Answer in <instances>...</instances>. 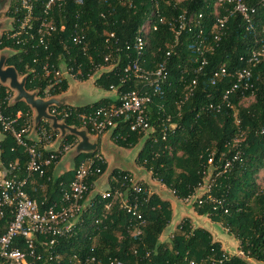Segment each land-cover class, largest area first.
<instances>
[{"label": "trees", "instance_id": "trees-1", "mask_svg": "<svg viewBox=\"0 0 264 264\" xmlns=\"http://www.w3.org/2000/svg\"><path fill=\"white\" fill-rule=\"evenodd\" d=\"M244 1L254 8L251 24H245L238 14H231L226 34L206 54L207 64L197 72L199 42H213L209 33L215 18L230 14V7L217 4V0H78L67 4L64 10L50 13L49 22L56 31L46 50L33 41L17 44L7 38L17 29L23 16V12H15L19 0H11L4 13L11 28L0 33V52H12L6 66H13L20 77L26 76V90H37L42 98L46 97L47 84L42 66L47 61L55 68L61 65L73 68L71 74L81 82L89 80V75L97 68L116 63L111 71L100 73L94 81L95 86L105 92L110 91V86L118 87V91L139 89L142 84L132 81L121 85L123 70L136 58L133 39L140 26L147 18L159 21L156 31L144 34L146 47L140 58L143 69L153 70L164 65L168 72L158 92L154 94L152 88L143 89L152 96L147 107L150 130L133 132L130 130L132 118L123 117L116 120L111 141L124 150L142 144L136 166L146 169L152 181L171 191L180 201L196 195L210 175L215 181L209 192L200 198L201 203H195L193 211L219 224L238 243V253L230 254L223 244L213 240L208 230L195 227L186 216L177 223L171 236L161 241L171 223L173 205L151 193L142 181L140 193L130 195L137 198L145 221L141 234L135 235L136 225L120 208L119 201L113 199L116 190L125 193L122 178L131 173L116 170L105 189L111 196L107 199L98 194L94 196L83 210L74 236L60 241L58 252L64 258L62 264H78L79 259L82 264H89L85 259L92 257L95 264H251V261L264 264V59L254 67L248 60L254 50L264 48V6L259 0ZM36 11L42 14L40 6ZM181 16L185 27L176 40L175 31L179 29ZM61 25L63 30H60ZM75 25L82 29L85 50L84 45L75 46L70 40L71 35H75ZM110 33L115 39L109 37ZM127 44L131 46L129 50H126ZM107 49H118L112 52L109 63L104 62ZM222 65L230 76L213 79L214 72ZM242 69L251 70L249 86L235 89L228 97V106L222 96L233 84L234 72ZM193 79L197 80V85L189 95ZM68 87V80L63 79L60 88L50 90L49 94L59 96ZM13 95L6 85L0 84L2 113L16 120L13 126L20 130L32 125L33 112L24 102L10 105ZM112 102L105 97L90 106L96 109ZM210 104L222 107L209 109ZM91 108L71 107L74 112ZM56 116L61 119L60 115ZM65 122L83 127L75 118L68 117ZM40 128H45L55 138L58 135L46 121L39 123L37 129ZM87 130L94 135L89 127ZM0 134V163L5 167L17 163L14 172L19 179L24 178L28 157L23 147L4 131L1 123ZM28 135L23 136L24 140L29 145L34 144ZM76 142L75 136L67 135L63 144L74 146ZM37 151L42 159L55 154L53 149H45L41 144H37ZM99 153L81 154L72 168L60 175L55 174V168L63 155L56 153V159L46 168L43 177L37 174L29 177L25 186L29 198L35 200L40 209L58 204L78 165ZM236 154L238 159L230 168L215 177L224 163ZM210 157L213 163L208 165ZM107 165L106 160L98 163L100 172L88 178L85 200ZM207 182L211 184V180ZM106 204H109L107 209Z\"/></svg>", "mask_w": 264, "mask_h": 264}, {"label": "built area", "instance_id": "built-area-1", "mask_svg": "<svg viewBox=\"0 0 264 264\" xmlns=\"http://www.w3.org/2000/svg\"><path fill=\"white\" fill-rule=\"evenodd\" d=\"M78 0H19V7L15 10L16 13L23 12V16L17 26V29L11 34L7 35L10 40L19 43H26L33 41L42 46L45 50L48 48L49 39L56 31V27L49 22L50 13L54 10L60 11L66 8L69 3H74ZM261 6H264V0H259ZM217 4L226 5L230 7L229 15H221L215 18L213 25L210 28V35L213 42L204 43V40L199 42L197 48V55L200 64L197 67V72H200L207 64L206 54L213 50L226 34L227 26L229 24V17L231 14H238L245 24H251L254 8L246 4L244 0H217ZM40 6L42 14L40 15L36 9ZM103 16V15H102ZM37 21V22H36ZM161 21V19H160ZM157 20L151 21L147 18L146 21L140 26V31L133 39V49L136 52V58L128 62L123 70L124 77L121 79V85L128 82L142 84L139 89H132L128 91H118V87L110 86V92L114 95V100L109 105L100 106L96 109L91 108L89 111L74 112L70 106L62 108L51 107L49 112L52 115H60L64 120L68 117L75 118L81 123L82 128H88L95 137H103L108 131L117 126V121L123 117H131L130 124L131 131H138L147 133L150 130L147 107L151 103L152 96L144 88H152L153 93L158 92L159 86L165 83L168 77L164 65L157 69L147 70L140 66V58L143 56L146 47L145 33L148 31H156L158 28ZM179 29H176V40L181 33V29L185 27L184 17L178 18ZM64 26H60L63 30ZM75 35H71L70 40L75 46H83L85 37L82 34V29L77 25L74 26ZM24 37L23 40L20 38ZM109 37L114 38V34L110 33ZM127 44L126 50L130 49ZM64 49L67 50L66 45ZM86 49L84 45L83 50ZM108 54L104 58L105 63H109L112 59V52L118 49H107ZM261 59H264V48L254 50L251 53L249 60L252 67L258 64ZM112 63L107 67L97 68V70L89 75V80H92L96 74L108 72L114 69ZM43 75L47 78L45 86L46 97H52L50 90L60 88L63 79L71 76L77 80L76 75L71 74L73 68L61 65L55 68L49 61L45 62L42 66ZM80 73V72H79ZM228 74L225 65H222L219 70L214 72L213 79L227 78ZM251 77L250 69L236 70L233 74L234 82L230 88L222 96L223 102L227 103L228 97L235 89L240 86L248 88V80ZM197 85V80L191 81L189 95L194 92ZM229 106V103H227ZM222 105L210 104L209 109L220 110ZM20 113L17 114V117ZM168 120V119H167ZM16 120H11L5 117L1 110L0 105V123L4 131L9 132L16 142L23 147L25 154L28 157L26 166V176L19 179L14 172L16 164H10L5 167L0 163V264H62L64 261L63 256L58 252V247L62 239H69L74 236L76 224L81 221L80 216L89 204L88 199L85 200V195L88 191L87 180L90 176L100 172L98 163L106 160L104 156L99 153L94 158H87L82 161L74 175L73 180L70 182L68 189L62 192L61 200L57 204H53L44 209H40L39 204L29 198L25 191V186L29 177L37 174L43 177L46 173V168L50 165L52 160L56 159L57 155H64L72 147V144H61V147L54 150L55 154H51L48 158L42 159L37 151V144H41L45 149L51 148L55 143V136L48 132L45 128L36 129L32 139L34 144H28L24 140V135L32 134V125H26L20 130L14 128ZM28 135V136H29ZM29 137V138H30ZM238 159V154L233 158L227 160L222 168V171L217 172L215 177L225 173L231 166L232 162ZM208 165L213 163L212 157L208 159ZM208 180H211L198 189L201 191L197 201L201 203L200 198L206 195L212 183L215 181L208 175ZM121 184L125 187V193L122 194L119 190L113 193V199L118 200L120 208L130 216L133 223L136 225L134 234L140 235L145 221L142 218L139 210V205L136 197H130L132 193L138 194L141 191L139 183L134 184V176L126 175ZM131 192V193H130ZM130 193V194H128ZM102 199H107L111 193L104 190L98 194ZM194 197V195L192 196ZM191 197V198H192ZM190 199L183 201L188 204ZM212 200V199H211ZM196 201V202H197ZM214 201V200H213ZM219 202V201H215ZM109 208V204L105 205ZM76 258V256H74ZM95 258H86L85 263L95 264ZM82 260H78V264H82Z\"/></svg>", "mask_w": 264, "mask_h": 264}, {"label": "water", "instance_id": "water-1", "mask_svg": "<svg viewBox=\"0 0 264 264\" xmlns=\"http://www.w3.org/2000/svg\"><path fill=\"white\" fill-rule=\"evenodd\" d=\"M11 0H0V15L7 11ZM11 28L10 20H0V33L7 31ZM12 55L10 50H2L0 52V84L6 85L12 92L13 97L10 100V105H14L19 102H24L29 106L33 112L32 117V136L34 135L39 123L46 121L49 123V127L53 132H57V138L53 145L54 149L61 146L67 135H72L77 138V143L65 154L63 157L64 162L74 163L75 160L81 154H93L99 151L105 159L109 160L106 171L96 182V190L90 200L107 189L109 180L116 170L121 172L131 173L134 176L133 183L136 184L140 181L144 182L151 193H155L162 200L170 201L173 204V221L178 222L184 215L193 221V224L197 228H203L208 230L213 237L214 241L223 244V247L229 249L228 241L222 237L224 234L223 228L210 220L205 216H198L194 213V205L201 193L198 191L194 197L191 198L188 204L177 199L174 194L168 189L162 188L160 184H156L152 181L149 172L144 168L136 166V160L142 149V144L137 145L131 149V153L125 156V150L113 144L110 140L112 137L113 129L108 131L101 140L92 138L86 128H79L77 126L68 125L64 120H58L55 115L49 112V108L56 107L62 108L70 106L74 108H81L89 106L91 104H82L80 99L78 88L79 83L73 82L71 76H67L69 83L68 92L56 97L42 98L39 96L37 90L27 91L25 88L26 76L20 77L16 69L13 66H6V61ZM96 75H100L96 74ZM96 75L94 77H96ZM98 77L94 78L96 81ZM92 83L94 81L87 80Z\"/></svg>", "mask_w": 264, "mask_h": 264}, {"label": "rangeland", "instance_id": "rangeland-1", "mask_svg": "<svg viewBox=\"0 0 264 264\" xmlns=\"http://www.w3.org/2000/svg\"><path fill=\"white\" fill-rule=\"evenodd\" d=\"M5 13V12H4ZM2 13L0 15V20H5V19H8L6 17V15ZM99 75H96V77H98ZM96 77H93L92 81H94V78ZM73 82H76V83H79L81 85H79V88H78V92L80 93L79 96H80V99L82 100V104H93L94 102H97L99 101L100 99L102 98H105L108 93L105 92V91H102V90H99L94 83L90 82V81H85V82H81V81H78V80H74L73 79ZM70 88V87H68ZM68 92V90H67ZM14 94V92H13ZM49 98V97H48ZM90 134V133H89ZM90 136L92 138H97L95 136H93L92 134H90ZM0 138H1V134H0ZM31 138L32 139H35V137L32 136L31 134ZM103 137L100 138V140L102 139ZM111 141V140H110ZM112 142V141H111ZM77 143V142H76ZM54 145V144H53ZM50 149H53V146L50 148ZM131 150H125V156H128L131 152ZM66 154V153H65ZM65 154L63 156H65ZM62 156V157H63ZM107 160V159H106ZM109 161V160H108ZM73 166V163H69V162H64L63 158L61 159L60 162L57 163L56 165V171H55V174L56 175H60L62 174L63 172H66L68 170H70ZM208 180V177L207 179ZM154 183L156 184H159L157 183L156 181H153ZM95 188H96V185H95ZM91 196H89L90 198ZM88 198V199H89ZM195 213V212H194ZM174 214V213H173ZM182 218L184 217V215L181 216ZM181 218V219H182ZM180 219V221H181ZM178 221V222H180ZM178 222H174L173 221V215H172V220H171V223L170 225L165 229L163 235L161 236L160 240L161 241H166L170 236H171V233L174 231L176 225ZM195 226V225H194ZM222 237L224 239H226L228 241V246H229V249H226V251H228L230 254H237L238 253V250H237V245L238 243L236 241L233 240V238L227 234V232L224 230V234L222 235ZM251 264H260V263H256V262H253L251 261Z\"/></svg>", "mask_w": 264, "mask_h": 264}, {"label": "crops", "instance_id": "crops-1", "mask_svg": "<svg viewBox=\"0 0 264 264\" xmlns=\"http://www.w3.org/2000/svg\"><path fill=\"white\" fill-rule=\"evenodd\" d=\"M108 93V95L106 96V97H109V98H111L112 100H114V95H113V93L112 92H107ZM47 149H50V148H48L47 147ZM64 157V156H63ZM62 157V158H63ZM61 161V160H60ZM107 161V163H109V161L108 160H106ZM55 171H56V168H55ZM96 184V183H95ZM96 190V188H94V190H93V192ZM93 192L91 193V195L90 196H92V194H93ZM173 205V204H172Z\"/></svg>", "mask_w": 264, "mask_h": 264}]
</instances>
